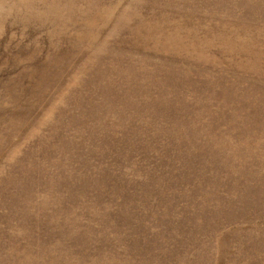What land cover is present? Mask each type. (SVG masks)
I'll list each match as a JSON object with an SVG mask.
<instances>
[{"label":"rangeland","instance_id":"obj_1","mask_svg":"<svg viewBox=\"0 0 264 264\" xmlns=\"http://www.w3.org/2000/svg\"><path fill=\"white\" fill-rule=\"evenodd\" d=\"M0 264H264V0H0Z\"/></svg>","mask_w":264,"mask_h":264}]
</instances>
